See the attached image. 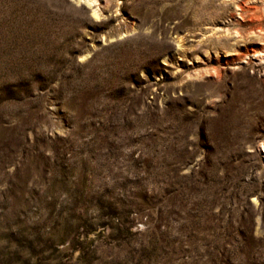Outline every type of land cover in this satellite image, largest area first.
Listing matches in <instances>:
<instances>
[{
	"label": "rangeland",
	"instance_id": "374dc122",
	"mask_svg": "<svg viewBox=\"0 0 264 264\" xmlns=\"http://www.w3.org/2000/svg\"><path fill=\"white\" fill-rule=\"evenodd\" d=\"M0 264H264V0H0Z\"/></svg>",
	"mask_w": 264,
	"mask_h": 264
}]
</instances>
